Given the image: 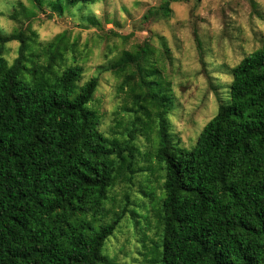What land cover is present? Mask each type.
Instances as JSON below:
<instances>
[{
	"label": "trees",
	"instance_id": "obj_1",
	"mask_svg": "<svg viewBox=\"0 0 264 264\" xmlns=\"http://www.w3.org/2000/svg\"><path fill=\"white\" fill-rule=\"evenodd\" d=\"M94 1L51 5L62 12ZM177 1L163 0L143 20L169 17ZM10 40L19 41L12 63L1 54ZM31 42L21 30L0 31V264H107L104 242L128 209L112 212L105 203L116 184L130 187L137 174L148 180L153 169L136 158L135 138L149 131L163 170L149 263L264 264V43L230 68L227 103L185 148L170 134L160 71L140 65L147 46L123 51L113 64L134 116L120 138H109L90 107L97 78L81 82L75 48L58 35L38 42L30 60ZM140 216L147 223L148 212Z\"/></svg>",
	"mask_w": 264,
	"mask_h": 264
},
{
	"label": "rangeland",
	"instance_id": "obj_2",
	"mask_svg": "<svg viewBox=\"0 0 264 264\" xmlns=\"http://www.w3.org/2000/svg\"><path fill=\"white\" fill-rule=\"evenodd\" d=\"M51 1L0 0V31L7 35L21 30L32 38L27 49L30 60L37 59L38 42L45 44L62 35L67 48H75L81 82L97 78L90 107L96 112L98 130L109 138H120L134 116L127 88L122 87L123 73L113 67L123 51L135 53L148 47L140 65L160 71L171 100V137L178 146L190 148L218 105L227 103L230 68L264 43V0H181L170 4L169 17L156 18L158 14L153 13L147 22L143 15L158 12L163 0H96L62 12ZM18 47V40L1 46L8 63L17 56ZM70 51L66 53L69 60ZM129 67L135 69L134 64ZM153 137L149 131L135 138L136 158L141 166L153 169L146 172L148 180L137 174L130 187L116 184L105 203L112 212L128 209L104 242L107 264H150L154 257L160 234L156 201L163 170L154 156ZM150 191L154 199L145 194ZM129 210L139 216L133 219ZM143 212H148L147 223L140 216Z\"/></svg>",
	"mask_w": 264,
	"mask_h": 264
}]
</instances>
